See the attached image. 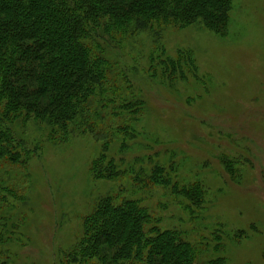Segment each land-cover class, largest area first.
Wrapping results in <instances>:
<instances>
[{
  "label": "rangeland",
  "instance_id": "1",
  "mask_svg": "<svg viewBox=\"0 0 264 264\" xmlns=\"http://www.w3.org/2000/svg\"><path fill=\"white\" fill-rule=\"evenodd\" d=\"M154 29L96 36L118 91L91 99L89 110L109 131L127 124L135 135L124 148L121 137L107 144L121 177L91 172L101 139L70 127L66 138L53 135L24 115L8 124L36 153L24 164L0 161V264H64L108 196L137 200L161 229L183 232L196 264H264V0H232L221 30L200 20ZM121 100H137V114ZM156 163L171 183H198L200 204L146 184Z\"/></svg>",
  "mask_w": 264,
  "mask_h": 264
},
{
  "label": "trees",
  "instance_id": "2",
  "mask_svg": "<svg viewBox=\"0 0 264 264\" xmlns=\"http://www.w3.org/2000/svg\"><path fill=\"white\" fill-rule=\"evenodd\" d=\"M231 1L0 0V161L24 164L36 153L24 148V141L8 126L24 115L52 126L53 135L59 131L66 138L73 131L101 139L105 145L92 162L91 172L105 180L121 177L119 165L107 158V144L121 137L124 148L125 141L135 135L127 124L109 131L108 125L98 122L104 117L89 110L91 99L118 91L117 78L110 76L111 64L96 36L105 39L113 31L124 35L153 28L159 34L166 26L184 27L197 20L212 30H221L227 24ZM108 76L113 81L110 84ZM106 99L113 101L114 97ZM121 102L120 108L128 114H137V100ZM165 176L163 166L156 163L145 183L172 187L191 205L200 204L198 183L180 187ZM156 223L158 220L137 200L116 202L105 197L86 217L82 237L64 252L62 261L196 264L198 251L184 233L161 229Z\"/></svg>",
  "mask_w": 264,
  "mask_h": 264
}]
</instances>
